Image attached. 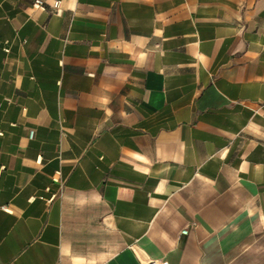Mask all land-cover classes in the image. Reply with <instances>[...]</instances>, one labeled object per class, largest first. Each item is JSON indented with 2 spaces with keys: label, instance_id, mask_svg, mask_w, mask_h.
Here are the masks:
<instances>
[{
  "label": "crops",
  "instance_id": "1",
  "mask_svg": "<svg viewBox=\"0 0 264 264\" xmlns=\"http://www.w3.org/2000/svg\"><path fill=\"white\" fill-rule=\"evenodd\" d=\"M54 1L0 0V264H264V0Z\"/></svg>",
  "mask_w": 264,
  "mask_h": 264
},
{
  "label": "built area",
  "instance_id": "2",
  "mask_svg": "<svg viewBox=\"0 0 264 264\" xmlns=\"http://www.w3.org/2000/svg\"><path fill=\"white\" fill-rule=\"evenodd\" d=\"M59 3H60V0H55L54 3H53V7L58 10L59 8ZM36 7H43L44 6V0H34V3H33ZM187 228H183L182 229V233H186L187 232ZM156 264H168L167 261L165 260H162Z\"/></svg>",
  "mask_w": 264,
  "mask_h": 264
}]
</instances>
